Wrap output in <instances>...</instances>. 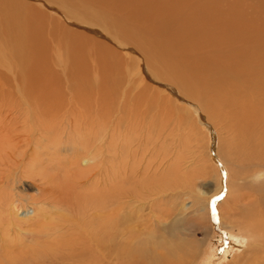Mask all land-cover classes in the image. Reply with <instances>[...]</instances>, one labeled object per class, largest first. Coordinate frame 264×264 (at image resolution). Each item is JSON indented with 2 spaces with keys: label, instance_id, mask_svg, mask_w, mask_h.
Instances as JSON below:
<instances>
[{
  "label": "bare ground",
  "instance_id": "obj_1",
  "mask_svg": "<svg viewBox=\"0 0 264 264\" xmlns=\"http://www.w3.org/2000/svg\"><path fill=\"white\" fill-rule=\"evenodd\" d=\"M151 113L227 134L221 160L253 172L240 234L264 260V0H0V230L22 236L0 241L36 243L0 264L194 257L169 239L118 243L133 197L117 181L119 131Z\"/></svg>",
  "mask_w": 264,
  "mask_h": 264
},
{
  "label": "rangeland",
  "instance_id": "obj_2",
  "mask_svg": "<svg viewBox=\"0 0 264 264\" xmlns=\"http://www.w3.org/2000/svg\"><path fill=\"white\" fill-rule=\"evenodd\" d=\"M145 118L144 123L141 122L143 118L134 119V126L129 128L125 124L119 131L115 163L117 181L123 179L124 184H119V188H128L133 196L120 200L126 208L122 212L125 222L122 223L119 246L145 242L155 246L169 239L184 248L182 253L188 251L194 256L187 258L185 264H249V261L263 264L258 249L254 251L253 240L240 234L242 226L238 223L241 209L247 210L256 200L248 189L253 184V172L242 168L241 172L236 155H230L233 164L228 166L221 160V154H228L229 148L218 142L227 134L216 130L208 133V128L201 125L196 128L187 118L179 122L176 118L160 119L152 113ZM194 118L198 120L197 116ZM229 168L234 169L233 175ZM31 180L27 175L22 177V181L28 183L25 186L34 184ZM7 188L0 185V196L10 191ZM25 189L27 194L34 195V190ZM238 194L244 197L239 199ZM236 199L241 201L237 203ZM213 207L219 209L217 215L212 212ZM0 217L8 218L3 213ZM21 226L18 229L25 233L33 229L25 220ZM3 230H0V237L7 234L13 240L22 238L20 233L14 234L8 229L4 233ZM24 241L23 250H12L9 240L7 244L0 241V259L20 256L29 250L28 246L36 244L31 240ZM123 250L126 249L122 247L121 252ZM243 258L247 262H243Z\"/></svg>",
  "mask_w": 264,
  "mask_h": 264
}]
</instances>
